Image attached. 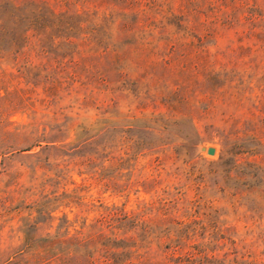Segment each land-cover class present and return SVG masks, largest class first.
<instances>
[{"label": "rangeland", "instance_id": "rangeland-1", "mask_svg": "<svg viewBox=\"0 0 264 264\" xmlns=\"http://www.w3.org/2000/svg\"><path fill=\"white\" fill-rule=\"evenodd\" d=\"M48 1L96 13L99 21L122 11L118 0ZM134 4L125 10L141 18L128 30L117 15L98 30L73 33L72 43L42 46L33 38L15 64L0 60V69L19 68L15 80L44 98L10 116L41 139L0 147V262L20 245L23 219L36 214L32 206L45 199L58 205L38 222L42 234L64 214L74 231L112 207H149L144 216L161 223L164 205L170 216L205 223L204 240L216 224L217 237L224 235L215 241L218 257L264 260V209L229 194L220 160L225 131L250 115L242 92L264 100V0ZM170 11L184 12L190 27L165 24ZM254 110L264 124V105ZM238 157L264 165L263 154Z\"/></svg>", "mask_w": 264, "mask_h": 264}, {"label": "trees", "instance_id": "trees-1", "mask_svg": "<svg viewBox=\"0 0 264 264\" xmlns=\"http://www.w3.org/2000/svg\"><path fill=\"white\" fill-rule=\"evenodd\" d=\"M118 1L122 10L117 14L119 24L128 30L140 22L138 12L130 15L125 10L134 7L137 0ZM241 14L252 17V13L246 11ZM117 15L104 14L101 21L114 22ZM162 19L165 24L175 23L183 30L190 27V18L184 12L170 11ZM99 20L96 13L79 12L69 6L57 7L48 0H0V60L15 64L18 53L33 38L42 46L55 42L72 43L73 33L98 30L97 27L102 25ZM17 70L18 73H14L0 69V147L16 139H41L34 138V130L25 124L12 125L15 122L10 119L13 113L32 110L36 101H44V98L32 95L33 87L28 81L21 85L15 80L22 77L19 68ZM210 96L214 99L213 93ZM242 96L251 101L250 115L245 125L234 123L225 131L220 160L231 180L229 194L237 200L249 199L253 209L261 210L264 209V165L251 159L240 161L238 156L264 155L263 117H258L254 110L259 104L264 105V100H257L256 96L251 99L250 95H244V91ZM54 201L45 199L32 206L36 214L32 221L23 219L20 245L0 264H264V260L258 261L251 254L248 257L237 253L231 258H227L228 254L218 257L213 252L218 245L215 241L224 235L217 237L216 224L209 225L212 230L209 239L204 240L208 228L205 223L186 222L170 216L168 206L164 205L161 207L164 214L161 223L160 218L155 222L144 216L149 207L136 213L112 207L92 222L86 223L83 219L74 231H71L72 223L64 214L59 217L53 232L39 233L38 222L56 208L58 204ZM157 210L160 212V206ZM198 237L200 241H197ZM153 243L157 244L155 251L151 249ZM233 251L237 252L236 249Z\"/></svg>", "mask_w": 264, "mask_h": 264}, {"label": "water", "instance_id": "water-1", "mask_svg": "<svg viewBox=\"0 0 264 264\" xmlns=\"http://www.w3.org/2000/svg\"><path fill=\"white\" fill-rule=\"evenodd\" d=\"M206 147L205 146H202V149H205ZM207 152L210 153V154H213L215 152V147L210 145L206 148Z\"/></svg>", "mask_w": 264, "mask_h": 264}]
</instances>
